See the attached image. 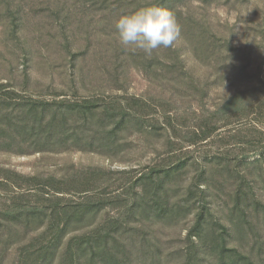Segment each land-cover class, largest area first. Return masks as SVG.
Returning a JSON list of instances; mask_svg holds the SVG:
<instances>
[{"label":"trees","instance_id":"trees-1","mask_svg":"<svg viewBox=\"0 0 264 264\" xmlns=\"http://www.w3.org/2000/svg\"><path fill=\"white\" fill-rule=\"evenodd\" d=\"M2 1L7 6L15 5L8 12L16 34L20 30L23 0ZM59 1L62 5L56 0L49 2L56 3L52 4L53 12L63 15L66 24L77 23L79 28L86 24V28L94 29L99 15L100 23L115 35V22L121 14L160 6L173 12L184 35V45L189 46L197 60L202 62L205 56L218 55L221 50L204 27L199 29L194 24V14L182 9L194 1L210 5L221 0ZM124 48H128L123 46L125 53ZM133 51L128 53L129 60L136 62L145 74L155 75L156 84L185 86L190 93L198 91L201 101L208 96L211 85L197 88V80L187 70L182 48L176 41L171 47L154 50L156 57L152 58ZM248 82L251 84L237 89L207 114L203 111L194 126L180 124V118L172 111H160L157 104L142 97L123 94L76 100L56 93L44 99L25 89L17 90L12 83H0V152L25 156L72 149L114 151L119 147L120 132L130 127L149 129L151 134L166 139L161 155L165 157L133 171L132 177L128 171H110L106 177L103 171L95 170L58 179L25 176L0 167V241L4 242L2 248L5 246L1 250L5 251L9 244L5 236H16V228H22L26 235L39 232L23 246L21 264H53L57 258L59 264H130L124 238L129 224L138 216L175 224L194 214L196 222L188 234L192 247L187 252V264H198L194 258L198 253L215 259L216 264H262L261 257L244 254L242 245L229 247L236 232L248 235L257 229L264 231V83ZM172 106L177 110L176 104ZM229 127H235L230 138L215 137ZM213 139L216 143L211 142ZM198 145L204 146V160L194 157L190 149ZM189 166L196 168V174L185 197L172 203L169 186H177L176 195L181 193L180 183ZM216 189L226 192L232 202L231 232L227 225L212 218ZM103 211L106 217L101 223L64 243L69 234L83 229L85 221ZM261 240L256 238V244Z\"/></svg>","mask_w":264,"mask_h":264},{"label":"rangeland","instance_id":"rangeland-1","mask_svg":"<svg viewBox=\"0 0 264 264\" xmlns=\"http://www.w3.org/2000/svg\"><path fill=\"white\" fill-rule=\"evenodd\" d=\"M49 1L23 0L20 30L15 34L8 12L15 5L7 6L5 1L0 0V83H12L17 90L25 89L44 99H50L56 93L67 94L70 99L76 100L123 94L142 97L151 104H157L160 111H172L175 117L180 118V124L190 126L197 125L203 111L207 114L237 89L251 84L248 81L264 83V0H221L210 5L194 1L189 6L183 4L182 9H188L183 12L187 14L191 11L194 24L199 29L204 27L209 37L215 38L221 46L218 55L205 56L201 62L189 46L184 45L181 31L176 40V45L182 48L187 70L197 80V88L211 85L204 102L200 100L198 91L190 93L185 86L176 87L170 82L156 84L153 80L155 75L145 74L136 62L129 60L128 53L132 48H124V53L119 37L111 34V28H104L99 15L94 29L86 28V24L81 28L77 23L70 26L64 22L63 15L54 13L52 4L56 3ZM56 1L62 5L59 0ZM186 14L182 16L186 17ZM133 52L146 56L141 50ZM153 55H147V58L156 57ZM192 94L198 97L197 100ZM173 103L177 105V110L172 108ZM234 128H224L215 137L220 135L227 140L234 133ZM149 131L137 127L124 129L119 134L118 149L103 153L72 149L22 156L0 152V167L25 176H54L58 179L81 176L95 170L103 171L106 177L110 171H128L131 173L129 177H132L133 171L158 163L165 157L161 156L166 147L165 137L159 138ZM211 142L216 143V140ZM190 149L194 157L204 160L203 145ZM195 174L196 168L189 166L183 175L184 181L180 183L182 191L177 195L174 192L177 186H169L172 203L185 197ZM215 194L212 218L227 225L231 232L234 228L230 225L232 202L220 189H216ZM104 217L105 211L88 219L86 226L69 234L64 243L73 235L93 229ZM138 217L129 224L124 238L130 264H187V252L192 247L188 234L196 222L194 214L175 224L153 220L152 217ZM16 230V236H5L9 239L6 252L1 250L5 246L2 248L4 242L0 241V264H21L19 255L23 246L39 232H28L26 235L22 228ZM233 235L229 247L242 245L244 254L261 257L260 261L264 264V231L257 229L253 234L236 232ZM256 238L262 239L258 245ZM194 258L198 259V264H216L215 259L208 255L198 253L194 254ZM59 260L57 258L53 264H59Z\"/></svg>","mask_w":264,"mask_h":264},{"label":"clouds","instance_id":"clouds-1","mask_svg":"<svg viewBox=\"0 0 264 264\" xmlns=\"http://www.w3.org/2000/svg\"><path fill=\"white\" fill-rule=\"evenodd\" d=\"M115 28L120 44L149 56L160 47L173 46L180 35V26L173 12L155 5L121 14Z\"/></svg>","mask_w":264,"mask_h":264}]
</instances>
